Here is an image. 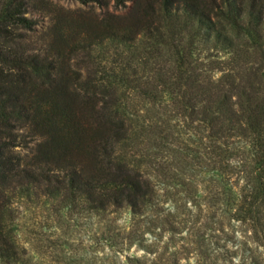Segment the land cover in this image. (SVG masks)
Returning a JSON list of instances; mask_svg holds the SVG:
<instances>
[{
    "label": "rangeland",
    "instance_id": "374dc122",
    "mask_svg": "<svg viewBox=\"0 0 264 264\" xmlns=\"http://www.w3.org/2000/svg\"><path fill=\"white\" fill-rule=\"evenodd\" d=\"M26 2L24 16L34 25L14 30L6 46L55 60L59 74H77L83 93L111 90L113 110L130 126L112 160L139 172L149 194L135 207L91 209L85 195H69L54 182H31L21 174L0 179V229L15 247L14 259L0 264H264V120L257 122V141L247 124L246 134L240 122L217 121L210 129L199 114L174 113L165 96L168 88L194 93L208 87L226 95L230 106L241 93L246 105L258 102L264 37L253 47L246 44V57L230 65L228 50L186 19L170 21L172 35L104 39L105 19L128 17L131 0L122 7L112 0ZM70 21L94 30L91 45ZM183 46L190 49L183 76H192V83L177 78L173 53ZM154 92L163 97L150 98ZM14 134L16 147L5 158L19 171L40 140L23 129ZM31 170L64 177L43 164Z\"/></svg>",
    "mask_w": 264,
    "mask_h": 264
},
{
    "label": "trees",
    "instance_id": "16d2710c",
    "mask_svg": "<svg viewBox=\"0 0 264 264\" xmlns=\"http://www.w3.org/2000/svg\"><path fill=\"white\" fill-rule=\"evenodd\" d=\"M76 1L86 4L97 0ZM112 1L117 7L125 2ZM131 1L128 17L105 19L104 39L129 42L141 33L158 37L172 35L170 21L186 19L194 22L195 30L214 45L221 44L227 49L231 54L228 63L234 65L246 57V44L253 47L264 37V0ZM28 5L26 0H0V179L5 181L21 174L31 182H54L69 195H85L92 203L91 209L124 203L135 207L149 194V186L139 172L112 160L115 146L127 140L130 126L113 110L115 101L111 99V90L83 93L77 74H59L55 71V60L24 56L6 46L13 41L17 28L32 29L34 22L24 16ZM76 22L70 21L75 34L83 35L84 42L91 45L94 30L86 23ZM189 50L183 46L173 54L178 58V80L192 83V76H183L182 71L187 65L184 61L190 55ZM5 68L9 73L3 74ZM261 76L262 98L255 103L248 101L247 105L246 93L240 94L234 107L226 95H219L208 87L194 93L168 88L165 96L174 113L188 118L199 114L202 123L210 129L217 121L240 122L246 134L247 124L258 141L257 122L264 120V73ZM71 82H74L73 89L69 87ZM148 96L163 97L158 92ZM194 98L199 99L197 107L192 103ZM16 129H23L40 140L26 168L19 171L5 158L8 149L16 147ZM42 164L57 169L64 177L61 179L59 172L49 175L31 170ZM14 249L12 241L0 229V260L14 259Z\"/></svg>",
    "mask_w": 264,
    "mask_h": 264
}]
</instances>
